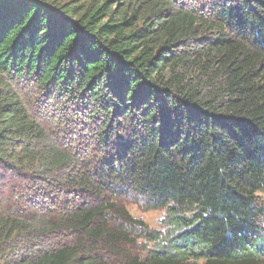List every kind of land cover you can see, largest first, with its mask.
<instances>
[{
  "label": "trees",
  "instance_id": "1",
  "mask_svg": "<svg viewBox=\"0 0 264 264\" xmlns=\"http://www.w3.org/2000/svg\"><path fill=\"white\" fill-rule=\"evenodd\" d=\"M27 85L86 147L49 131ZM263 260L264 0H0V264Z\"/></svg>",
  "mask_w": 264,
  "mask_h": 264
},
{
  "label": "rangeland",
  "instance_id": "2",
  "mask_svg": "<svg viewBox=\"0 0 264 264\" xmlns=\"http://www.w3.org/2000/svg\"><path fill=\"white\" fill-rule=\"evenodd\" d=\"M32 85H27L26 87L22 88V92L25 98L28 99V101L33 103L34 109L37 110L38 112H40L41 116H43L44 118V124L46 125V127H50L48 128L50 132L55 131L56 133H60L65 129L64 132L61 134H58V138H60L59 140L69 144L70 142H74L76 138L75 137H71V132H70V128L69 127H64L62 128L60 131V126L62 125V122H64V119L68 116H64V111L65 108L63 109H59L58 105H59V100H55L54 98H51L50 95H47V93L44 91L42 92L40 89H37L35 87H31ZM39 114V115H40ZM70 124H68L69 126ZM60 136V137H59ZM79 137V138H78ZM87 137V139L85 138ZM89 138V134L86 133L85 130L80 131V134L77 136L76 138V144L73 146L75 147V149H79L81 146L86 147V145H83L84 142L88 141ZM72 141H71V140ZM88 153V152H87ZM84 153V154H87ZM93 152L87 154L89 156H92ZM90 160V159H89ZM41 183H37V185H40ZM5 185L4 189L3 186ZM2 186V190H4V198H9L14 196V194L17 192L16 188H18L20 185V183H13L10 182L7 184L4 183ZM29 190L33 189V183L29 182L28 187ZM70 189V188H69ZM32 191V190H31ZM67 196L69 199L73 198V195H60V199L64 198V201L67 199ZM81 197V196H79ZM78 197V198H79ZM83 199H78L79 203L77 202V204H81L83 202H90L93 201L94 198H96L95 194H92L91 196L88 195L86 197H82ZM17 200V199H16ZM123 200L127 203H125L128 211L130 212V215L132 216V218L134 219H140L141 221H143L144 225H146L148 227V231L150 233L155 232L157 233H163L165 232V230L168 227V224H166V222L164 221V211L162 210H157V209H153V210H148L147 206H145V204L142 203V201H139L137 199H135V197L133 196H123ZM72 202L74 201L71 200ZM77 201V200H76ZM123 201V202H124ZM27 205V204H26ZM116 221V220H115ZM119 220H117L118 223ZM120 222V221H119ZM165 222V223H164ZM134 231H140L139 227H137L135 225V227L133 228ZM73 237L71 236H63L62 241H67V240H72ZM137 243H139V247H140V253H144L146 249L148 248H152L154 246V244L151 241H148L145 238H139ZM103 253L105 254V257L110 259V260H114L117 261L120 259V256L117 254H112L111 252L108 251V249H106L105 247L103 248ZM106 249V251H105ZM139 253V254H140ZM262 260V258H260ZM264 261V260H263ZM202 263V262H199Z\"/></svg>",
  "mask_w": 264,
  "mask_h": 264
}]
</instances>
